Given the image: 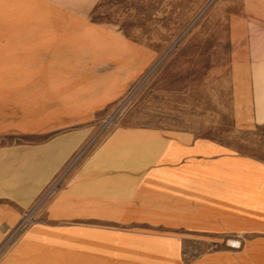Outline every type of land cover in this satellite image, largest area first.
Listing matches in <instances>:
<instances>
[{
  "label": "rangeland",
  "instance_id": "obj_1",
  "mask_svg": "<svg viewBox=\"0 0 264 264\" xmlns=\"http://www.w3.org/2000/svg\"><path fill=\"white\" fill-rule=\"evenodd\" d=\"M0 149L50 171L0 252L46 223L110 264H264V0H0Z\"/></svg>",
  "mask_w": 264,
  "mask_h": 264
},
{
  "label": "crops",
  "instance_id": "obj_2",
  "mask_svg": "<svg viewBox=\"0 0 264 264\" xmlns=\"http://www.w3.org/2000/svg\"><path fill=\"white\" fill-rule=\"evenodd\" d=\"M20 152L21 153H17L12 150L0 149V248L6 233L12 231L17 226L23 211L35 201L49 181V155L42 154L40 157L37 156L36 160H41V162L47 165L45 169H40L38 167V173L34 174L33 170L28 171L26 168L30 161H36L34 155L26 153L25 151ZM15 162L20 163L21 166H16L18 163L14 165ZM124 163L127 162H122V164ZM144 164L145 161H137V163H133V165L129 167L140 168ZM109 166L110 164L95 166L96 168H101L99 174L102 176L105 174L107 176L106 186H109V188H106V193L112 191L111 187L114 188V179H116L118 183L116 185L118 186L116 187L117 189L123 193H129L131 178H133L131 176L132 174H136V172L123 171L117 178H113V172H110L108 169H103ZM122 166L128 168L126 165ZM168 167L169 166H166L165 168ZM28 172H30L31 175H27ZM168 173L169 172H161L154 175L163 176ZM138 179L139 178H137V181L135 179L133 182L140 185L141 182ZM158 183H160V180H158ZM66 200L67 197L65 194H59L56 202L53 203V205L57 207L54 208V210L59 212V210L64 208L65 204H69ZM80 203V198H75V201H73V205L79 206ZM49 228L51 227L46 223L37 224L35 229L29 234H26L22 243L16 244L8 251L0 252V264H110L112 262V260L108 258L109 256L107 255L106 249L113 248V240H99L95 234L89 235L84 240H82L80 235V239L76 242L83 243V245H81L79 249L70 247L57 251L52 246L43 248V244H37L35 236H38L37 234L40 232L58 229ZM33 232H35V234Z\"/></svg>",
  "mask_w": 264,
  "mask_h": 264
}]
</instances>
